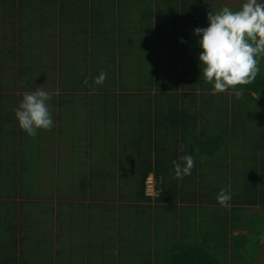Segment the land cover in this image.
<instances>
[{
    "label": "trees",
    "instance_id": "16d2710c",
    "mask_svg": "<svg viewBox=\"0 0 264 264\" xmlns=\"http://www.w3.org/2000/svg\"><path fill=\"white\" fill-rule=\"evenodd\" d=\"M208 2L205 0L203 7L204 28L208 26L209 13L219 12L225 6L238 10L244 0ZM188 3L0 0V264H90V259L83 257L84 250L78 247L84 241L79 234L85 224L91 223L112 242L123 241L124 237L135 239L126 248H140L142 259L134 261L143 264L141 260L150 257L154 245L152 235L149 236L156 227L151 214L157 204L169 201L176 180L175 175H166L165 169L170 170L171 161H178L183 155L194 157V167L199 162L197 157L204 158L200 164H210L208 156L215 151L220 152L223 161L232 159L228 170L237 169L240 173L232 176L235 193L231 194L229 204L234 207H217L214 222L207 220L213 225L211 238L216 243L205 246L204 264H221L219 257L224 262L233 258L234 264H253V260L243 256V250L260 253L264 242V57L257 58L261 68L255 81L238 86L243 87L242 98L237 99L231 91L212 95V85L204 82L198 58L202 52L197 43L200 37L191 33L192 26L201 28L200 17L196 18V7L194 10ZM126 14L150 24V32L144 36L145 55L156 54L151 59L153 64L137 61V50L134 55L131 50L121 53L120 67L115 58H104L105 68L100 69L107 73V79L97 86L93 80L100 69L84 67V49L77 47L75 52L62 57L70 61L73 70V77L64 79L63 65L57 62L56 39L67 38L84 46L85 39L75 35L77 27L85 35V24L89 26V22L94 31L106 25L109 34H114L116 29L112 26L122 28L121 20H129L123 17ZM117 17H121L118 22ZM126 63L130 67H123ZM118 70L121 79L117 77ZM84 80L95 87L94 94H90L91 88ZM37 88L52 96L48 103L54 126L29 137L19 127L15 109L26 92ZM198 107L205 115L197 114ZM98 110L104 111L102 116ZM113 112L114 115L110 114ZM80 130L91 132L95 139L104 137L98 159L87 169L77 157L76 166L69 171H56V138H80ZM75 151L79 155L84 148ZM254 158L262 160L261 178L258 167H253L257 172L252 171ZM151 176L155 180L153 196L147 194V179ZM228 181L223 177L213 182H219L228 191ZM209 198L217 201L215 195ZM95 212L104 218L98 220ZM246 212L251 218L245 217V224L233 236L231 253H223V249H229L232 237L229 218L239 224ZM70 220L75 224L68 243L56 245L55 239L62 231L58 227ZM161 226L164 222L159 223V233H155L158 246L170 235L161 232ZM74 242L78 250L71 249ZM170 247L169 243V251ZM120 251H110L103 264H133L136 252L128 258ZM159 256L162 259L158 258L156 264H165L166 257L170 264L169 254L163 251ZM171 264H175L173 260Z\"/></svg>",
    "mask_w": 264,
    "mask_h": 264
},
{
    "label": "crops",
    "instance_id": "0c3cea01",
    "mask_svg": "<svg viewBox=\"0 0 264 264\" xmlns=\"http://www.w3.org/2000/svg\"><path fill=\"white\" fill-rule=\"evenodd\" d=\"M188 1H189L188 4L194 7V10L196 7V15H197L196 18L198 19V15L200 17L198 19L199 21L198 20L197 21L199 22V26H201V28H204L203 7L205 0H188ZM208 1H209L208 3L216 2L217 4H219L224 0H208ZM153 8L156 9L157 7L153 5ZM123 17L128 18L129 20L128 21H125L124 19L121 20L122 28H120L117 24H114L112 26V28L115 26L114 29H116V33L114 34H109V30L107 29V26L105 24H104L105 28L100 27L95 31L90 27L91 24L90 22H89V26H87L88 23L85 24V32L88 31V33H85V35L84 32H82L83 29L77 27L75 35L77 37L81 36V38L83 37L85 39L84 46H80L81 44H79L75 40L68 41L67 38L59 39V37L56 39L58 43V47L56 48L57 50L56 55L58 58L57 62L59 66L63 65V72L65 73V76H63L64 79L72 78L73 76L71 73L73 72V70L70 66V61L66 59L63 60L62 57L64 56L67 57L69 53L75 52V50H77V47H81V49L82 48L84 49V54L82 57V59L85 60L84 67L90 68L93 71H95L94 69L95 66H97L99 69L100 67L104 69L106 63L103 62L104 58L105 60H109L110 56L111 59L114 58L116 59V62L120 67V62H121L120 59L123 55V54L121 55V53H123L126 50L127 51L131 50L132 55H134V51L137 50L138 52L135 55V58L137 59V61H140V63H143L144 65L146 63H150L151 65L153 64L151 62V59H155L156 54H153L152 57H150L148 54L145 55V52L147 51V47L145 45L146 41L144 36L149 34L150 24L147 23V21L145 20H143L144 21L143 22L135 15L129 16L126 14ZM118 18L120 19L121 17H117V22H118ZM101 20L105 21V9L102 12ZM136 26H138L136 29L130 30L131 27L135 28ZM195 28L197 27L195 26L191 27L192 30L191 33L194 34ZM142 45H144L145 47H142ZM135 46H138V48L135 49ZM128 64L129 63L123 64V67H125L126 65L127 67H130V65ZM261 67H262L261 73L264 74V61L262 62ZM66 72H68L69 75H67ZM96 76L97 75L95 74L94 78ZM117 77L121 79L119 70ZM63 81L65 82V80ZM230 97L232 96L229 95V98ZM107 108L111 110L109 107ZM103 113L104 111L98 110V115L102 116ZM110 114L114 115L115 113L113 112ZM197 114L205 115V112L201 107H198ZM202 120L203 119H201L199 122H201ZM263 130H264V126L262 131ZM82 132H83L82 134L78 135V136L82 135L80 138L71 136L69 139L66 140L63 139L62 141L60 140V138H56V141L53 144L54 146L53 153L57 162L56 171H59V168H62L63 172L69 171L71 169V166H76L75 159L77 157L81 159L84 165L83 168L85 167L87 169H89L91 164L93 162H96V160L98 159L101 153V147L104 137L96 136L95 139L92 137L93 134L91 132H84V131ZM73 135L76 134L73 133ZM92 141L94 142L93 145H92ZM81 146L84 148V151L80 152V154L77 155L75 153L76 152L75 150L78 147L81 148ZM215 154H217V156H214ZM154 155L155 153L153 154V157ZM215 157H217V159ZM208 158L212 161V163L200 164V161H202L204 158L201 159L197 157L196 160L199 162H197L196 167H193L191 174L185 176L182 180H178L174 177V179L176 180L173 181L174 186L173 185L171 186L169 201H167L166 203L157 204L158 208L155 209V211L151 214L152 219H154L153 221L154 225L156 226L153 228H155L156 230L153 229L152 233H150L149 235V236L152 235L151 238H153L154 245L150 257H147L145 261L141 260L143 264H156L158 258L162 259V256H159V254L160 252L163 251L169 254L170 264L172 260L174 261L175 264H204L203 257L205 256L204 252L206 250V247H208V244H211L212 246L216 243V241L211 238V235L214 233L213 225L210 224V222H208L207 220L214 222L215 216H218L216 214L218 210L217 207L221 206L217 203V201L216 202L215 200L211 201L209 197L214 195L217 197L221 189L224 190L226 189L225 186L223 187L219 182H213V181H218L220 179H223V177H227V179L229 180L228 181L229 186H228V191L226 190L225 191L231 195L232 193H235V191H232L233 190L231 184L233 183L232 176L235 173H240L237 171V169H234V171H232V169L228 170L231 165L232 159L229 158L228 160L223 161L222 155H220L219 151H215V153H212L210 157L208 156ZM154 161H155V157H154ZM220 161H222L223 164H225V166H222ZM61 163H63V165H61ZM217 164H219L220 166L217 167L216 166ZM171 165L172 167L170 168V170H168L167 168L165 169V173L168 176L175 175L173 164ZM251 165H252V171L254 172L258 171L257 173L261 178L262 175L261 171L263 168L262 160L254 158ZM225 167L227 169H225ZM253 167L254 168L258 167L256 168L257 171L254 170ZM225 170L229 172H226ZM221 173H223V176L221 175ZM157 194H159V192H157ZM87 206L88 207L86 208L88 210L90 204H87ZM230 207L232 208L234 207V205L230 203L229 208ZM94 215L98 220L104 218L103 216L97 214L96 212ZM156 217H157V223H155ZM245 217L251 218L250 213L248 212L243 213L240 217L241 219L239 224H237L238 221L236 222L232 218H229V221L227 223L229 225V232L231 233L232 237L229 238V243H230L229 249L228 250L223 249L222 250L223 253H229V254L231 253L233 236H236L238 234L239 228L243 224H245L246 222ZM161 222H164V226L160 227V231L168 232L170 233V235L167 238V240H164L158 246L155 240L156 237L155 233L156 232L159 233V229L157 228V226ZM64 224L66 225L62 227H58L60 230L63 231V232L60 231L61 234L58 240L55 239V244L57 243L56 245L58 246L68 243L66 241H68V237L72 233L75 223L73 222V220H70L67 223L64 222ZM80 235L84 237V241L83 244H80L78 248L84 250L85 253L83 257L86 258V260L90 259V264H103V262H105V260L108 259V255L110 251L113 252L116 250L117 253L120 251L121 248L123 249L120 251V253L126 254L128 258L133 256V255L130 256L131 252H136L135 255L132 257L133 261L135 258L139 260L142 259L141 258L142 250L140 248L138 247H133L131 249L126 248L128 245H133L135 239L125 240L124 237L123 241L116 240L112 242L104 235L102 230H100L99 227H97L93 223L85 224L84 230L82 231L81 234H79V236ZM263 241H264V235H263ZM74 243L75 246L71 245V249L78 250L76 242ZM169 243L171 245L170 251L168 248ZM174 244H176L178 247L174 248L173 247ZM76 252L77 251L74 252V256H73L74 258L78 256ZM55 253H56V249H55ZM254 253L255 251L243 250V256H246L247 258L253 260V264L254 261H256L258 264H264V242L260 249V253L259 252L255 253V256L257 255L256 259H254ZM70 254H72V252ZM232 259L233 258H227L226 261L224 262L225 259L219 257L221 264H234ZM168 260L169 259L166 257L165 264H169ZM135 263H137V261L133 262V264ZM129 264H132V261Z\"/></svg>",
    "mask_w": 264,
    "mask_h": 264
},
{
    "label": "clouds",
    "instance_id": "9594fccd",
    "mask_svg": "<svg viewBox=\"0 0 264 264\" xmlns=\"http://www.w3.org/2000/svg\"><path fill=\"white\" fill-rule=\"evenodd\" d=\"M208 26L197 27L194 34L199 36L198 46L203 80L211 84V94L218 95L231 91L237 99L243 96V87L252 84L259 74L258 57H264V3L259 0H244L238 10L223 7L219 12L209 13ZM183 42V41H181ZM107 73L101 71L93 80L102 85ZM83 83L91 88L88 80ZM52 96L37 88L26 92L15 109L18 125L29 137H35L38 130L49 131L54 126L49 101ZM175 178L182 180L190 175L195 166L191 155H183L173 162ZM231 195L221 189L217 203L227 207Z\"/></svg>",
    "mask_w": 264,
    "mask_h": 264
},
{
    "label": "built area",
    "instance_id": "2783aa9c",
    "mask_svg": "<svg viewBox=\"0 0 264 264\" xmlns=\"http://www.w3.org/2000/svg\"><path fill=\"white\" fill-rule=\"evenodd\" d=\"M147 194L148 195H155L156 191H155V180L154 177L151 176L147 179Z\"/></svg>",
    "mask_w": 264,
    "mask_h": 264
},
{
    "label": "rangeland",
    "instance_id": "374dc122",
    "mask_svg": "<svg viewBox=\"0 0 264 264\" xmlns=\"http://www.w3.org/2000/svg\"><path fill=\"white\" fill-rule=\"evenodd\" d=\"M223 2H224V1H223ZM257 210H262V209H258V208H257ZM254 264H258V263H257L256 261H254Z\"/></svg>",
    "mask_w": 264,
    "mask_h": 264
}]
</instances>
